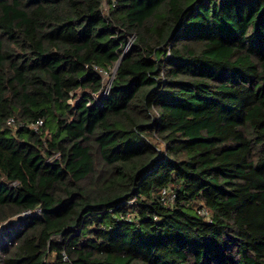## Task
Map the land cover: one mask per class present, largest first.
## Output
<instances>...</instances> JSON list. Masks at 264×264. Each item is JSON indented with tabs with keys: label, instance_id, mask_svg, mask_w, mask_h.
Masks as SVG:
<instances>
[{
	"label": "trees",
	"instance_id": "1",
	"mask_svg": "<svg viewBox=\"0 0 264 264\" xmlns=\"http://www.w3.org/2000/svg\"><path fill=\"white\" fill-rule=\"evenodd\" d=\"M0 225V264H264V0H0Z\"/></svg>",
	"mask_w": 264,
	"mask_h": 264
},
{
	"label": "built area",
	"instance_id": "2",
	"mask_svg": "<svg viewBox=\"0 0 264 264\" xmlns=\"http://www.w3.org/2000/svg\"><path fill=\"white\" fill-rule=\"evenodd\" d=\"M103 75L106 77V74L105 73H103ZM7 123L8 124H13V120L12 119H9L8 121H7ZM42 125V121L41 120H38V121H36L34 124H32L31 126H30V128L33 130V131H37L39 128H40V126ZM163 193V195L165 194V192L163 191L162 192ZM172 197H174V196H171V198ZM3 226V225H2ZM1 225H0V229H1V227H2Z\"/></svg>",
	"mask_w": 264,
	"mask_h": 264
},
{
	"label": "water",
	"instance_id": "3",
	"mask_svg": "<svg viewBox=\"0 0 264 264\" xmlns=\"http://www.w3.org/2000/svg\"><path fill=\"white\" fill-rule=\"evenodd\" d=\"M24 217H25V216H23L22 214H20V215H18L16 218L12 219L11 222H12V223H16L17 221L22 220ZM60 235H61V234H60ZM60 235L58 234V235L52 236V237L50 238V240L53 239V238H57V237H59Z\"/></svg>",
	"mask_w": 264,
	"mask_h": 264
},
{
	"label": "rangeland",
	"instance_id": "4",
	"mask_svg": "<svg viewBox=\"0 0 264 264\" xmlns=\"http://www.w3.org/2000/svg\"><path fill=\"white\" fill-rule=\"evenodd\" d=\"M106 78V77H105Z\"/></svg>",
	"mask_w": 264,
	"mask_h": 264
}]
</instances>
